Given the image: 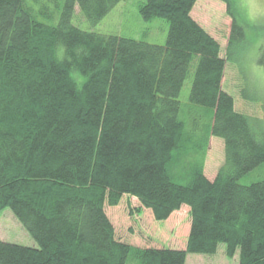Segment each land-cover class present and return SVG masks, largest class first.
<instances>
[{"label": "trees", "instance_id": "obj_1", "mask_svg": "<svg viewBox=\"0 0 264 264\" xmlns=\"http://www.w3.org/2000/svg\"><path fill=\"white\" fill-rule=\"evenodd\" d=\"M118 1L64 0L47 24L26 0H0V211L10 208L38 244L0 240V264H185L187 253L213 254L221 242L227 257L239 250V264H264V176L239 183L264 162V142L221 88L225 58L190 15L196 0L139 5L142 18L168 21L164 44L71 22L75 5L95 23ZM221 1L230 58L244 30L235 1ZM190 68L189 101L207 109L203 143L179 117ZM210 135L223 140L224 162L209 179ZM178 167L185 183L173 177ZM123 195L157 221L187 205L185 246L117 239L105 207Z\"/></svg>", "mask_w": 264, "mask_h": 264}, {"label": "rangeland", "instance_id": "obj_2", "mask_svg": "<svg viewBox=\"0 0 264 264\" xmlns=\"http://www.w3.org/2000/svg\"><path fill=\"white\" fill-rule=\"evenodd\" d=\"M36 18L47 24H56L64 0H26ZM234 11L241 18L243 38L230 48L227 54L231 17L226 4L221 0H196L190 15L206 29L219 43L220 55L225 58V68L221 88L230 93L236 110L248 115L260 140L264 142V64L259 58L264 55V0H234ZM143 0H119L99 21L91 23L80 12L77 5L71 22L84 30L113 33L154 44H164L168 31V21L161 17L144 19L138 7ZM44 9L50 11L47 16ZM263 49V50H262ZM61 55L62 47L58 48ZM194 68H190L179 91L181 103L179 117L187 132H192L197 143H203L205 126L208 123L207 109L189 101V92ZM200 154V153H199ZM224 162V145L220 137L210 135L204 150V174L213 178ZM178 167L174 179L185 183L188 170ZM264 176V162L239 178V183L249 184ZM139 201L123 195L116 206L106 205L105 212L110 218L119 240L140 247L185 246L190 223L188 206L182 205L167 219L157 221L149 208H141ZM0 240L38 247L10 208L0 211ZM185 264H239V250L232 257L225 254V244L219 243L215 253H187Z\"/></svg>", "mask_w": 264, "mask_h": 264}]
</instances>
